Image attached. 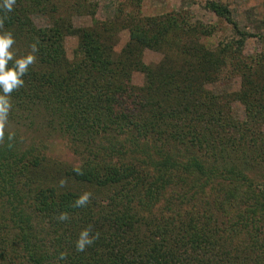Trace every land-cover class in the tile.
Instances as JSON below:
<instances>
[{
  "label": "trees",
  "instance_id": "trees-1",
  "mask_svg": "<svg viewBox=\"0 0 264 264\" xmlns=\"http://www.w3.org/2000/svg\"><path fill=\"white\" fill-rule=\"evenodd\" d=\"M141 1L116 0L106 20L85 0L0 8V34L15 41L8 67L38 48L9 94V116L50 118L78 157L52 166L3 136L0 264H264V180L236 167L264 160V56L245 57L243 32L211 49L201 41L210 27L188 14L142 16ZM208 9L232 23L222 5ZM35 15L50 25L36 26ZM77 15L91 26L74 27ZM122 30L128 42L116 53ZM66 37L77 39L71 58ZM146 49L161 60L146 65ZM235 78L234 95L206 88ZM234 100L243 121L231 114ZM85 229L94 242L81 252Z\"/></svg>",
  "mask_w": 264,
  "mask_h": 264
},
{
  "label": "rangeland",
  "instance_id": "rangeland-1",
  "mask_svg": "<svg viewBox=\"0 0 264 264\" xmlns=\"http://www.w3.org/2000/svg\"><path fill=\"white\" fill-rule=\"evenodd\" d=\"M85 1L96 5L94 18L97 20L110 19L114 15V2L116 0ZM211 2L220 4L227 9L232 23L212 13L208 9V4ZM140 4L142 16L188 14L190 22L201 23L210 27L208 32L210 36L202 38L201 41L211 49L215 48L222 40L237 38L238 32L248 34L243 48L245 57L264 56V0H142ZM32 19L38 27L50 25L45 16L35 15ZM72 24L74 27L91 26L92 17L88 15L73 16ZM128 38L127 30L118 33L119 41L114 49L116 53L120 52L128 42ZM76 46L77 39L75 37L65 38L64 47L68 58L72 57ZM161 58V53L150 49L144 50L142 55V60L146 65L156 64ZM131 83L137 87L142 86L143 75L139 72L133 73ZM206 88L216 94L234 95L241 90V80L240 78L225 80L215 85H208ZM230 111L238 120L243 121L245 119L244 106L238 100L232 101ZM17 115L19 116L15 112L11 117H8L3 136L9 134L18 137L20 148L23 151L25 149L34 150L36 156L45 164L48 162L52 166L56 164L76 166L78 164V157L72 152L68 139L57 132L54 124L50 123V118L36 115L34 112L27 115L29 117L25 115L18 117ZM261 128L264 134V122ZM236 167L254 180H264V160L257 159L256 166L239 162ZM174 190L179 192L177 187ZM231 213L227 216L230 221Z\"/></svg>",
  "mask_w": 264,
  "mask_h": 264
},
{
  "label": "clouds",
  "instance_id": "clouds-1",
  "mask_svg": "<svg viewBox=\"0 0 264 264\" xmlns=\"http://www.w3.org/2000/svg\"><path fill=\"white\" fill-rule=\"evenodd\" d=\"M16 0H2L0 2V8L11 12ZM14 39L11 33L0 34V139L3 138V132L5 126L8 122L9 112L11 109L9 94L13 90L22 87L24 81L22 77L26 74L29 65L33 64L36 60L34 55L38 52V48L35 44L32 45V54L15 60L11 68L8 67L9 61L14 59L13 53L9 49L14 44ZM11 139V137H9ZM64 182L61 181V186ZM90 194L82 195L77 201L76 206L82 207L86 205L89 201ZM67 214H61L60 219L66 220ZM94 242V238L90 236V229H85L80 233L79 239L77 241L78 251L83 252L87 246H90ZM64 256L61 255V259Z\"/></svg>",
  "mask_w": 264,
  "mask_h": 264
}]
</instances>
